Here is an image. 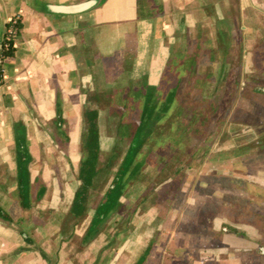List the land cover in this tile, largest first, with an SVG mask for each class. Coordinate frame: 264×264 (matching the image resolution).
<instances>
[{
    "label": "rangeland",
    "instance_id": "1",
    "mask_svg": "<svg viewBox=\"0 0 264 264\" xmlns=\"http://www.w3.org/2000/svg\"><path fill=\"white\" fill-rule=\"evenodd\" d=\"M263 36L260 31L259 36L255 33L245 38L246 48ZM241 39L240 31L229 39L226 56L231 60L230 70L218 79L209 77L212 63L206 49L190 66L188 53L194 46L173 48L178 55L171 56L153 81L160 85L165 98L182 79L180 93L161 129L145 148L148 159L143 176L130 184L123 199L124 213L107 225L91 244L93 249L107 246L108 242L111 248L124 246L127 249L123 260L129 264H136L147 249L144 261L148 264L154 259L167 264L176 259L179 264H264V98L251 88L256 82H264V78L257 76L252 62L239 63ZM211 43L225 47L220 38ZM180 50L184 53L181 58ZM161 64L163 68L165 63ZM133 110L126 120L138 119L140 106ZM118 120L119 115L110 113L105 103L100 115L102 151L105 155L117 147L122 158L130 140L118 139ZM185 121H192L193 127L180 136L179 125ZM68 143H45L53 146V151L49 150L53 156L42 157L36 163L49 189L35 204L33 213L38 219L33 226L39 228L41 246L64 245L76 251L89 244L80 236L104 189L93 192L87 216L73 227L67 209L79 185L81 140L71 157ZM13 222L23 225L19 220ZM23 228L29 232L27 225ZM58 230L77 231L78 236L58 237ZM46 233L50 237L43 238Z\"/></svg>",
    "mask_w": 264,
    "mask_h": 264
},
{
    "label": "crops",
    "instance_id": "2",
    "mask_svg": "<svg viewBox=\"0 0 264 264\" xmlns=\"http://www.w3.org/2000/svg\"><path fill=\"white\" fill-rule=\"evenodd\" d=\"M86 1L0 0V45L7 23L13 17L22 21L14 53L3 61L0 83V204L15 221L27 225L30 237L27 240L21 232L23 225L0 217V264H129L123 260L124 246L111 248L108 242L93 249L91 244L102 232L76 251L64 245L41 246L39 228L33 226L38 219L33 210L41 199H34L27 211L18 200L17 126L25 127L33 158V192L43 183L46 194L49 183L36 168L40 158L53 156L49 154L53 146L45 143L69 138L71 157L81 140L84 110L92 107L101 111L107 103L104 93L119 92L129 79L143 76L157 84L153 78L162 73L173 54L178 55L173 53L176 46L214 41L220 31H227L229 39L236 31H242L246 38L264 32V0H93L81 12L53 11L55 5ZM180 51L179 58L184 54ZM59 111L62 121H57ZM40 177L42 182H35ZM62 235L72 239L78 233L58 230L57 236ZM48 237L49 233L43 236ZM151 264L167 263L154 259ZM172 264H179V259Z\"/></svg>",
    "mask_w": 264,
    "mask_h": 264
},
{
    "label": "trees",
    "instance_id": "3",
    "mask_svg": "<svg viewBox=\"0 0 264 264\" xmlns=\"http://www.w3.org/2000/svg\"><path fill=\"white\" fill-rule=\"evenodd\" d=\"M9 29L15 30V36H10ZM22 29L20 18L13 17L8 23L5 36L0 49V57L3 59L14 53V41ZM241 41L244 37L242 31ZM229 34L220 31V39L225 41V47L212 45L209 41L200 40L197 45L188 53V65L193 66L197 57L206 49L209 52V65L211 69L209 77L223 78L230 70L229 59ZM232 37V36H231ZM247 49L245 41L240 42L238 49V61L241 65L252 62L257 71V76L264 78V36ZM223 55L220 56V53ZM250 56V61L248 60ZM0 83L3 78L0 77ZM208 80L204 78L202 81ZM182 79L179 84L173 86L165 98H162L159 91L160 85L151 84L146 76L140 80L129 79L127 83L121 86L119 92H109L103 94V99L108 103L110 113L119 115L117 134L119 140L129 138L130 144L121 158L117 147L110 152L103 154L101 146V125L99 108L87 107L83 113V131L81 135V159L78 167L77 178L79 185L74 192V196L68 211L69 218L73 221L72 225H78L88 214L89 203L94 191L103 190L102 198L94 209L89 225L83 236L84 243H90L107 225L124 213L127 190L131 183L143 176V167L148 159L145 150L150 144L151 139L156 132L161 129V123L171 113L174 102L180 93ZM198 82V81H197ZM244 88V87H243ZM258 97L264 98V82L251 86ZM190 89V88H189ZM190 92V91H189ZM98 101L100 96L98 95ZM140 106L139 116L135 122L126 120L127 114L131 109L136 110ZM120 109L115 113V109ZM62 121V117L57 118ZM186 122V121H185ZM192 121L179 125L181 136L193 127ZM69 141V138L67 139ZM235 153L233 156H235ZM16 164H17V193L18 200L23 211L30 210L33 207V200H40L45 194L46 187L43 183L36 192H33V182L31 180L30 165L33 160L29 150L25 127L22 125L16 128ZM104 158V159H103ZM117 167V168H116ZM116 168V169H115ZM112 178V179H111ZM35 182H42L36 178ZM109 182V183H108ZM35 194V195H34ZM134 213V212H132ZM0 217L13 222L11 214L0 204ZM23 234L30 237L26 230L21 229ZM149 251L146 250L145 254ZM142 255L136 264H143L146 255Z\"/></svg>",
    "mask_w": 264,
    "mask_h": 264
},
{
    "label": "water",
    "instance_id": "4",
    "mask_svg": "<svg viewBox=\"0 0 264 264\" xmlns=\"http://www.w3.org/2000/svg\"><path fill=\"white\" fill-rule=\"evenodd\" d=\"M93 3V0H89L79 4H71V5H55V9L53 11L60 13H77L88 9ZM1 48V45H0Z\"/></svg>",
    "mask_w": 264,
    "mask_h": 264
},
{
    "label": "built area",
    "instance_id": "5",
    "mask_svg": "<svg viewBox=\"0 0 264 264\" xmlns=\"http://www.w3.org/2000/svg\"><path fill=\"white\" fill-rule=\"evenodd\" d=\"M18 18V17H17ZM9 32H10V36H15V30L13 29H9ZM1 48H2V45H1ZM0 48V49H1ZM3 71H4V68H3V59L0 57V77L3 78ZM1 79V78H0Z\"/></svg>",
    "mask_w": 264,
    "mask_h": 264
}]
</instances>
